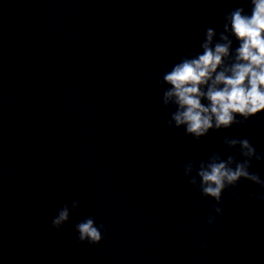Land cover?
Returning a JSON list of instances; mask_svg holds the SVG:
<instances>
[{"label": "water", "instance_id": "95a60500", "mask_svg": "<svg viewBox=\"0 0 264 264\" xmlns=\"http://www.w3.org/2000/svg\"><path fill=\"white\" fill-rule=\"evenodd\" d=\"M238 7L251 15V0H0V264H264V188L242 179L217 205L184 173L242 161L226 137L264 156V112L197 140L162 102L164 74ZM249 171L264 180V159ZM88 217L98 245L76 243Z\"/></svg>", "mask_w": 264, "mask_h": 264}, {"label": "clouds", "instance_id": "9594fccd", "mask_svg": "<svg viewBox=\"0 0 264 264\" xmlns=\"http://www.w3.org/2000/svg\"><path fill=\"white\" fill-rule=\"evenodd\" d=\"M251 4V15L245 14L242 7L226 15L218 40L215 29H206L200 44L202 53L182 58L164 74L162 83L169 87L163 93L162 102L176 109L171 114L169 127H183L187 135L198 140L209 130L243 124L264 112V0H251ZM232 37L239 42L234 51ZM224 143L229 148L238 146L244 159L237 160L232 155L224 159L220 153H214L198 167L190 161L184 169L185 176L190 177L189 183L197 186L203 196L213 198L217 205L224 190L236 186L242 179L264 188V180L249 171L251 160L259 161L264 156L257 153L248 139L226 137ZM254 196L264 201V195ZM85 204V201L75 200L71 208L64 205L52 220V227L59 230L70 214L78 212ZM214 207L218 215L222 214L220 207ZM214 222L215 217L209 216L208 223ZM102 227H98L92 217L77 223L76 243L86 241L98 245L102 240Z\"/></svg>", "mask_w": 264, "mask_h": 264}]
</instances>
